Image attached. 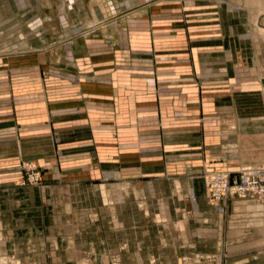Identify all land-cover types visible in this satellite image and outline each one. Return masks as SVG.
<instances>
[{
    "label": "crops",
    "instance_id": "obj_1",
    "mask_svg": "<svg viewBox=\"0 0 264 264\" xmlns=\"http://www.w3.org/2000/svg\"><path fill=\"white\" fill-rule=\"evenodd\" d=\"M35 2L10 12L0 0V45L17 37L0 53V255L84 234L107 254L106 224H123L128 205L134 238L154 231L186 256L167 224L192 239V221L218 212L198 175L264 165V0H83L90 30L71 60L53 22L59 0ZM26 163L40 184H19ZM115 182L130 189L119 202ZM248 253L229 264H256Z\"/></svg>",
    "mask_w": 264,
    "mask_h": 264
},
{
    "label": "rangeland",
    "instance_id": "obj_2",
    "mask_svg": "<svg viewBox=\"0 0 264 264\" xmlns=\"http://www.w3.org/2000/svg\"><path fill=\"white\" fill-rule=\"evenodd\" d=\"M4 5L10 8V12L14 9L17 10L18 7L26 2L25 7L29 8L33 12L34 7H39L35 0H2ZM231 8L237 10L235 6H230ZM83 0H59V8L57 16H55L53 22L58 23L63 30L62 36L63 47L67 52V60H71V46L75 41L85 38L89 35L90 29H84L83 21L86 18L83 12ZM141 10V9H140ZM139 9L136 10L137 20L146 19L148 16L141 13ZM12 18H18L11 16ZM33 18V16H31ZM40 20L33 18L31 24L29 25V31L34 34L37 27L40 28ZM259 37L264 38V28L256 30ZM35 35L39 36L40 32ZM6 40L0 45V53H8L9 42ZM11 44V43H10ZM127 45H123L125 49ZM254 96H252L253 98ZM260 166L262 164L248 165L250 166ZM245 167V166H244ZM246 168V167H245ZM244 169V168H243ZM241 169L238 173L232 174L234 176H239V173L243 170ZM214 170L205 168L202 173L198 175V178L204 181L203 176L206 171ZM217 171V170H216ZM33 174H40V181L38 183H30L29 177ZM24 180L19 182L21 186L24 185H36L43 181V176L41 172L36 168L33 163H26L24 165ZM115 188H120V192L117 195L119 202L120 196L124 198L125 194L130 193V189L123 186V189L119 187L120 182H115ZM205 186V182H204ZM126 189V190H125ZM122 190V191H120ZM117 191V192H118ZM205 194L207 203L209 199L206 192ZM194 197L195 201L191 199ZM190 203L196 212H199V203L196 200L195 192L193 194L191 191L188 194ZM233 199V198H231ZM263 201L255 202L251 199H236L233 203L226 204V209L223 213L218 212L214 217L211 215L206 216V221L203 224L196 223L192 221L190 228L192 229L191 237L189 238L183 230L184 225L181 222H175L172 224H167L168 229L173 231V246L174 248H182L187 255L176 254L175 249L167 246L166 239L161 237L154 231L150 233L148 231H140L138 239L136 236L134 238V232L131 231V209L130 206L123 208L122 214L124 222L106 224V229L101 225L95 224L92 226V230L96 231V227H100L106 231L107 243L106 247L108 249L107 254L94 253V248L92 243H95L99 248V243L104 241V239H99L97 235L93 239V234L90 237H85L79 235V238L72 240H62L56 238L44 239V251L42 254L38 255H0V264H167L171 260V264H229L234 259H244L246 257L244 254L240 255V250L248 251L249 257L252 259L251 262L256 264H264V203ZM195 203L198 207L195 208ZM228 203V202H227ZM237 204V205H236ZM236 205V206H235ZM214 207V206H212ZM216 208V207H214ZM217 209V208H216ZM137 212V210H136ZM121 213V212H120ZM105 225V224H102ZM122 228V232L119 238L115 239V233L111 228L114 227ZM83 231L82 228L79 229ZM1 238V237H0ZM16 244V240L11 241ZM21 242V246H24V240H17ZM27 243V242H26ZM109 243V245H108ZM139 243H142L141 245ZM12 244V243H11ZM72 244L70 253L68 256L65 254L66 247ZM82 246V251L78 249V245ZM95 246V247H96ZM13 248V245L12 247ZM171 250H174L171 252ZM79 252V253H77ZM195 252L198 254L196 256ZM242 252V251H241ZM195 253V254H194ZM239 254L235 256L232 254ZM195 256H194V255ZM79 255V256H78ZM232 255V256H231ZM183 258V261L182 259ZM180 259V260H179Z\"/></svg>",
    "mask_w": 264,
    "mask_h": 264
},
{
    "label": "built area",
    "instance_id": "obj_3",
    "mask_svg": "<svg viewBox=\"0 0 264 264\" xmlns=\"http://www.w3.org/2000/svg\"><path fill=\"white\" fill-rule=\"evenodd\" d=\"M203 179L209 203L222 212L225 211L226 204L231 198L264 201V167L243 169L239 176L208 170ZM29 181L33 184L38 183L40 174H33L29 177Z\"/></svg>",
    "mask_w": 264,
    "mask_h": 264
},
{
    "label": "bare ground",
    "instance_id": "obj_4",
    "mask_svg": "<svg viewBox=\"0 0 264 264\" xmlns=\"http://www.w3.org/2000/svg\"><path fill=\"white\" fill-rule=\"evenodd\" d=\"M261 167H264V165H261V166H250V167H246V168H244V169H247V168L253 169V168H261ZM190 191H191V193L193 194V190H190ZM191 199H192V197H191ZM192 200L195 201V199H192ZM253 200H255V199H253ZM255 201L260 202L261 200H255ZM261 203H264V201L261 202ZM197 207H198V205H197V203H195V208H197ZM217 210H218L219 212L223 213L222 211H220V209L217 208Z\"/></svg>",
    "mask_w": 264,
    "mask_h": 264
}]
</instances>
